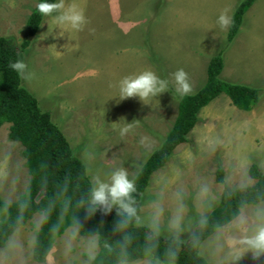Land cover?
<instances>
[{
  "label": "rangeland",
  "instance_id": "1",
  "mask_svg": "<svg viewBox=\"0 0 264 264\" xmlns=\"http://www.w3.org/2000/svg\"><path fill=\"white\" fill-rule=\"evenodd\" d=\"M3 1L7 4H0V37L12 36L20 46L26 19L38 0L0 3ZM102 1L65 0L66 5L75 3L84 10L87 23L78 32L65 31L63 37L57 35L60 29L54 28L53 20L44 17L23 52V61L34 76L29 81L21 80L22 87L61 130L73 154L83 161L93 188L97 181L110 183L112 173L118 170L125 171L132 181L172 128L178 105V99L168 89L148 104L137 97L114 98L118 95L117 82L138 74L141 61L134 60L127 49L130 38L125 33L129 31L123 33L124 28L116 25L121 12L112 13L107 6L104 9ZM256 3L245 19L250 33L237 45L230 44L223 55L224 58L233 48L234 58L237 49L244 50L236 62L242 77L264 70V3ZM48 26L54 28L51 34ZM148 39L144 37L145 43L150 42ZM163 46L159 44L158 48ZM148 61L156 64L158 77L167 81L170 68H178L173 62L171 67H161V60L156 58ZM262 83L253 87L261 90ZM259 98L249 118L235 109L224 94L200 110L186 143L177 146L164 167L150 177L135 226L184 243L217 207L224 189L254 185L248 176L249 168L256 165L264 173V91L259 92ZM9 127H0V201L6 204L17 201L29 180L23 148L9 140ZM217 167L224 173L223 184L215 181ZM241 212L237 221L218 229L202 244L199 254L208 264H264V254L253 259V252L241 243L264 225V205L246 206ZM41 220L42 216L35 215L9 238L5 248L0 249V264H38L32 259V249ZM97 251L95 237H81L70 228L54 243L44 264H88ZM122 264L152 263L139 260Z\"/></svg>",
  "mask_w": 264,
  "mask_h": 264
},
{
  "label": "trees",
  "instance_id": "2",
  "mask_svg": "<svg viewBox=\"0 0 264 264\" xmlns=\"http://www.w3.org/2000/svg\"><path fill=\"white\" fill-rule=\"evenodd\" d=\"M256 0H239L231 18L225 45L211 59L205 85L195 94L178 97L177 116L161 145L155 149L133 178L135 191L124 201L131 213L119 204L114 207L94 206L90 203L93 189L86 166L77 158L48 113L43 112L34 96L21 85V79L8 65L23 60L44 17L36 7L25 24L24 39L17 46L13 38L0 37V127L10 125L8 138L19 143L29 175L22 195L12 204L0 201V249L9 238L27 225L35 215L42 216L35 231L32 259L44 264L54 243L70 228L85 238H96L98 251L88 264H122L148 260L152 264H208L199 254L202 244L216 231L234 220L246 206L264 202V173L256 165L248 170L255 181L252 187L224 189L220 202L193 229L186 242L175 237L162 238L149 229L135 226L141 208V198L150 177L167 163L174 149L186 143L187 135L197 123V115L215 98L224 94L236 109L249 112L259 103L257 89L225 83L219 76L223 69V55L235 40L246 12ZM39 2V0H38ZM220 167L215 181L223 184Z\"/></svg>",
  "mask_w": 264,
  "mask_h": 264
},
{
  "label": "crops",
  "instance_id": "3",
  "mask_svg": "<svg viewBox=\"0 0 264 264\" xmlns=\"http://www.w3.org/2000/svg\"><path fill=\"white\" fill-rule=\"evenodd\" d=\"M238 2L239 0L102 1L104 9L107 6L112 13L121 12V18L116 25L124 28L123 33L127 32V30L129 31V33H125L130 38L127 49L131 52L134 60L141 61V66L138 69L139 73L150 70L157 76L160 75L156 64H150L148 61L152 58L161 60L162 64H159V66L165 68L171 67L173 63H177L176 67L178 68H170L166 74V78L169 84L175 88L173 73L179 69H183L187 74L188 82L191 86L189 94L197 92L205 85L209 62L227 39L230 21ZM258 3H264V0H258ZM0 4L5 5L7 2L3 1ZM8 5L12 7L11 2ZM15 10L19 9L15 8ZM30 14H28V17ZM221 14L226 15L229 19L227 27L221 28L217 23V19ZM247 14L248 11L233 42V44L236 43L235 45L246 33H250L245 28ZM1 17L7 18L9 21L12 19L10 16L1 15ZM145 36L149 37L148 41L150 42L145 43ZM4 38L13 37L5 36ZM165 40H167L166 43L168 45L166 53L163 46ZM146 44L149 45L147 46ZM159 44L163 46V49L158 48ZM163 50L164 55H162ZM243 52V49H237L233 58L234 50L232 48L227 56H224L223 69L219 76L220 80L225 83L239 84L247 87L263 85L264 70L257 71L256 73L255 71L250 72L248 74L255 73L250 77H242L239 74L241 72L238 70L239 65L236 62L241 60L239 59V55ZM142 61H144V65ZM238 111L247 113V117L254 113L252 111ZM261 204L264 205L263 203Z\"/></svg>",
  "mask_w": 264,
  "mask_h": 264
},
{
  "label": "clouds",
  "instance_id": "4",
  "mask_svg": "<svg viewBox=\"0 0 264 264\" xmlns=\"http://www.w3.org/2000/svg\"><path fill=\"white\" fill-rule=\"evenodd\" d=\"M36 11L41 16L50 17L53 20L54 28L60 29L57 35L61 37L64 36L65 31L78 32L82 30L87 23L84 10L75 3L66 5L65 0H39L36 4ZM217 23L221 28H224L228 26L229 19L226 15L221 14ZM54 28L49 29L48 26L47 32L51 34ZM53 45L56 47L55 44ZM8 67L16 72L23 81H29L34 76V73L21 59L10 62ZM173 79L178 97L183 98L191 92L187 74L183 69L174 72ZM168 87L167 80L161 79L150 70H145L120 79L116 85L118 95L114 98L124 100L137 97L144 104H148L147 101L166 92ZM122 131H126V129ZM133 191H135L134 182L128 179L125 171L118 170L112 173L110 183L96 182V186L90 192V203L101 208L119 204L125 211L131 213L133 209L124 201L130 199V194ZM241 243L253 252V259L264 254V225L259 226L253 235L242 240Z\"/></svg>",
  "mask_w": 264,
  "mask_h": 264
}]
</instances>
